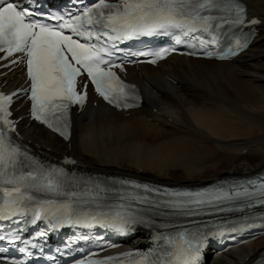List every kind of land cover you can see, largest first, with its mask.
<instances>
[{
    "label": "snow or ice",
    "instance_id": "snow-or-ice-1",
    "mask_svg": "<svg viewBox=\"0 0 264 264\" xmlns=\"http://www.w3.org/2000/svg\"><path fill=\"white\" fill-rule=\"evenodd\" d=\"M104 9L108 12L105 14ZM224 12L225 16H214L213 11ZM245 7L239 0H121L120 3H100L95 9L89 8L80 16H73L71 22L60 25V30L34 19L35 13L31 7L23 6L19 0H0V51H6L9 56L14 53H24L27 62V73L31 79V115L35 120L46 124L50 129L58 132L65 139L69 138L70 121L68 116L69 105H83L87 99L88 85L84 84L83 92L77 91V78L84 73L90 78L95 90L110 104L120 106V100L127 99L126 88L123 82L111 69V64L105 56L110 57L116 48L97 46L92 43H81L71 35H65L63 29L70 28L79 37L91 40L93 37L100 41L101 36L108 41L130 39L132 37L163 33L174 34L179 32L189 36L198 31L207 32L213 29L216 20L231 24L245 22ZM204 13H208L205 15ZM234 14V16H233ZM233 16L232 19H227ZM62 19V17H56ZM252 24L257 20L249 21ZM87 24L109 31H93ZM218 27L219 25H215ZM114 35H112V34ZM179 40V36L176 37ZM215 43V38H213ZM203 44V42H201ZM236 47H244L239 41ZM168 50L163 49L156 53L162 58ZM208 55H211L209 53ZM235 55L229 47L222 55ZM14 63L16 61H13ZM155 63V60L152 61ZM102 65L107 66L105 70ZM11 101V96H0V121L14 131L13 122L8 119L11 115L5 104ZM125 107L131 105L125 104ZM122 185L132 184L135 189L143 188L147 192L156 191L148 185L136 184L122 180ZM74 185L69 184L68 173L62 168L45 167L39 161L22 152L11 138L0 129V192L5 197V207L0 208V220L7 219L18 209L34 204L33 215L39 219L41 214H51L58 220L68 223L101 224L108 223L118 231L129 233L138 225L151 226L153 221L146 218V213L156 211L160 215H192L193 206L213 205L214 202L242 201L243 208H252V201L264 205V178L261 182L248 180L246 183L221 187L212 192H171L166 193L170 198L161 201L149 200L132 194H119V199L128 201L115 206H108L109 211H77L78 205L84 196L96 203V208L105 205L98 201L103 199L100 193L117 191L96 183L85 193L71 190ZM251 186V187H249ZM52 194L65 199H40L37 194ZM132 201L151 205L150 208H136L133 210ZM171 209L170 213L161 211ZM232 208L220 207L221 212L233 211ZM75 217V219H74ZM250 225L244 224L241 227ZM235 232L233 226L228 229ZM165 241L159 264H200L203 248L209 240V233H191L187 229L176 237L165 235L159 237ZM36 247V245H32ZM21 248V252H25ZM31 255V253H28ZM132 256V253H125ZM113 257L107 260H93L88 264H108ZM11 264H22L12 260ZM136 264H152L148 257H142Z\"/></svg>",
    "mask_w": 264,
    "mask_h": 264
},
{
    "label": "bare ground",
    "instance_id": "bare-ground-1",
    "mask_svg": "<svg viewBox=\"0 0 264 264\" xmlns=\"http://www.w3.org/2000/svg\"><path fill=\"white\" fill-rule=\"evenodd\" d=\"M243 1L259 18L260 35L234 61L172 56L157 68L129 69L144 98L140 109L125 116L89 106L75 114L69 143L24 121L25 143L50 160L71 155L87 171L161 184L257 173L264 167V0ZM263 246L264 237L208 264L249 263Z\"/></svg>",
    "mask_w": 264,
    "mask_h": 264
}]
</instances>
